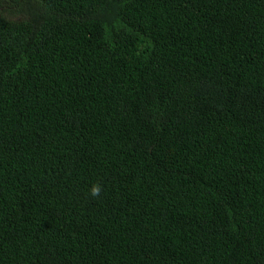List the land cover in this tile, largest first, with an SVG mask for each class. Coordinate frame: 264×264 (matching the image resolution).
Listing matches in <instances>:
<instances>
[{
    "label": "trees",
    "instance_id": "1",
    "mask_svg": "<svg viewBox=\"0 0 264 264\" xmlns=\"http://www.w3.org/2000/svg\"><path fill=\"white\" fill-rule=\"evenodd\" d=\"M4 1L0 264H264V0Z\"/></svg>",
    "mask_w": 264,
    "mask_h": 264
},
{
    "label": "rangeland",
    "instance_id": "2",
    "mask_svg": "<svg viewBox=\"0 0 264 264\" xmlns=\"http://www.w3.org/2000/svg\"><path fill=\"white\" fill-rule=\"evenodd\" d=\"M0 11L8 13V10L6 9V2L4 0H0Z\"/></svg>",
    "mask_w": 264,
    "mask_h": 264
},
{
    "label": "clouds",
    "instance_id": "3",
    "mask_svg": "<svg viewBox=\"0 0 264 264\" xmlns=\"http://www.w3.org/2000/svg\"><path fill=\"white\" fill-rule=\"evenodd\" d=\"M91 192H92V195H94V196L99 195L100 188L98 186H93Z\"/></svg>",
    "mask_w": 264,
    "mask_h": 264
}]
</instances>
